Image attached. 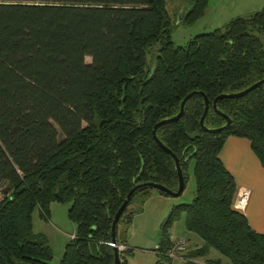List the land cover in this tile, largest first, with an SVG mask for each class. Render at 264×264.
Wrapping results in <instances>:
<instances>
[{
  "label": "trees",
  "instance_id": "obj_1",
  "mask_svg": "<svg viewBox=\"0 0 264 264\" xmlns=\"http://www.w3.org/2000/svg\"><path fill=\"white\" fill-rule=\"evenodd\" d=\"M207 4L191 0L183 22L194 23ZM263 78L264 6L176 45L165 0H0V264H114L107 242L129 190L178 185L154 125L202 91L204 125L219 128L226 120L212 100ZM216 107L230 118L218 132L200 127L199 94L178 120L156 129L185 179L193 161L195 183L193 199L173 205L161 224L163 248L184 213L185 229L198 238L191 248L185 237V256L203 262L184 264H264V234L233 208L235 182L219 157L227 137H243L264 168V83ZM151 189L138 188L118 219L117 242L127 245L120 264L130 254L131 206ZM53 202L69 204L75 226L58 259L32 230L33 211L48 216Z\"/></svg>",
  "mask_w": 264,
  "mask_h": 264
},
{
  "label": "rangeland",
  "instance_id": "obj_2",
  "mask_svg": "<svg viewBox=\"0 0 264 264\" xmlns=\"http://www.w3.org/2000/svg\"><path fill=\"white\" fill-rule=\"evenodd\" d=\"M166 9L171 19V38L176 45L186 44L193 36L222 28L226 22L237 16H247L264 6V0H208L202 16L194 23L187 25L182 16L191 7V0H165ZM181 17V18H180ZM89 62L90 58L87 57ZM186 176L183 192L176 197L162 195L156 189H151L150 195L139 203L131 206L132 214L126 228V242L130 248L127 255V264H157L156 248L162 249L161 224L173 205L190 202L195 194L193 176V161L185 165ZM2 194L0 193V199ZM69 204L53 202L50 205L48 216H41L36 208L32 213V230L42 234L50 244L53 253L61 252L70 234L75 228L67 216ZM185 214L181 213L168 228L170 234L183 235L190 241L191 248L195 247L197 236L185 229ZM173 231V232H171ZM74 237V232L70 238ZM199 246V245H198ZM194 249V248H193ZM188 252V251H186ZM212 257H221L214 249L210 250ZM200 260V259H198ZM184 262V261H183ZM55 264V261H52Z\"/></svg>",
  "mask_w": 264,
  "mask_h": 264
},
{
  "label": "crops",
  "instance_id": "obj_3",
  "mask_svg": "<svg viewBox=\"0 0 264 264\" xmlns=\"http://www.w3.org/2000/svg\"><path fill=\"white\" fill-rule=\"evenodd\" d=\"M219 157L233 176L235 195L242 188L249 191L247 204L241 213L247 218L252 230L264 234V168L253 153L249 140L238 136L227 137ZM63 250L64 247L57 255L54 253L57 259L61 257Z\"/></svg>",
  "mask_w": 264,
  "mask_h": 264
},
{
  "label": "water",
  "instance_id": "obj_4",
  "mask_svg": "<svg viewBox=\"0 0 264 264\" xmlns=\"http://www.w3.org/2000/svg\"><path fill=\"white\" fill-rule=\"evenodd\" d=\"M264 83V78L261 80H258L256 82H254L253 84H251L250 86H248L247 88L238 91V92H234V93H223V94H219L218 96H216L213 100H212V108L221 116H223L226 120V124L219 127V128H207L204 125V117L208 111V107H209V102L207 97L205 96V94L202 91H191L188 94H186L184 96V98L182 99L181 103H180V107H179V111L172 117L169 118H164L160 121H158L152 130V135L153 138L155 139V141L160 145V147H162L168 154L171 155V157L173 158L174 162H175V168H176V172H177V178H178V185L176 189H169L167 187H165L164 185L160 184V183H156V182H145V183H140V184H136L135 186H133L129 192L126 194L125 198L123 199L122 203L120 204V206L118 207V209L116 210L113 219H112V223H111V242L112 243H117V238H116V228H117V223H118V219L120 217V215L122 214V212L124 211V209L127 207L128 202L130 201L132 194L141 187H150L152 189H157L163 193H165L166 195L169 196H179L184 189V185H185V178L184 175L182 173L181 167H180V163L179 160L177 158V156L171 151L169 150L165 145H163L159 139L156 136V129L166 123L169 122H173L178 120L183 112H184V105L186 103V101L194 94H199L204 98V109H203V113L200 117L199 120V125L200 127L208 132H218L220 131L222 128L228 126L230 124V118L228 115H226L225 113H222L219 109H217L216 107V103L218 100L223 99V98H235V97H240L245 95L246 93L250 92L251 90L255 89L256 87H258L260 84ZM197 135V133H193L191 135H189V137L192 139ZM113 252H114V264H120V253L118 251V249L113 246Z\"/></svg>",
  "mask_w": 264,
  "mask_h": 264
},
{
  "label": "built area",
  "instance_id": "obj_5",
  "mask_svg": "<svg viewBox=\"0 0 264 264\" xmlns=\"http://www.w3.org/2000/svg\"><path fill=\"white\" fill-rule=\"evenodd\" d=\"M248 197L249 191L243 188L240 189L233 199V208L239 212H243L247 204ZM107 244L111 247L115 246L119 253H122L127 248V245L123 243H112L110 241L107 242ZM186 251L187 243L185 237L182 235L177 236L175 234H170L169 232V243L166 244L163 249L156 248L154 253L159 257L157 264H184L186 260L203 263L201 260L195 258H187L185 256Z\"/></svg>",
  "mask_w": 264,
  "mask_h": 264
}]
</instances>
